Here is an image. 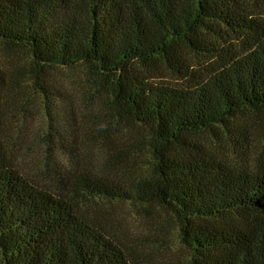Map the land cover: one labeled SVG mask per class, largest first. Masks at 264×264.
I'll return each mask as SVG.
<instances>
[{
    "label": "trees",
    "instance_id": "16d2710c",
    "mask_svg": "<svg viewBox=\"0 0 264 264\" xmlns=\"http://www.w3.org/2000/svg\"><path fill=\"white\" fill-rule=\"evenodd\" d=\"M263 5L0 0V264L149 263L157 241L122 243L104 219L115 202L169 211L189 264H264V131L249 138L250 115L264 122ZM57 68L82 70L69 88L83 100Z\"/></svg>",
    "mask_w": 264,
    "mask_h": 264
},
{
    "label": "rangeland",
    "instance_id": "374dc122",
    "mask_svg": "<svg viewBox=\"0 0 264 264\" xmlns=\"http://www.w3.org/2000/svg\"><path fill=\"white\" fill-rule=\"evenodd\" d=\"M264 6V5H263ZM56 80L67 90L72 101H79L84 99V91L79 92L72 88L73 82H86V76L82 70L77 69L72 71L65 69L53 70ZM26 92V91H25ZM25 98L28 102L22 106L19 111L23 113L26 118V124L32 126L34 131L43 128L44 123V106L41 95L28 90L24 96L18 97V102ZM250 124L253 128L251 134L249 133L250 141H256L261 144V133L264 131V122L259 116L250 115ZM90 157L95 155L94 147H91ZM240 157H242L240 155ZM94 158V157H93ZM228 159L231 162H239L233 151L230 152ZM255 159V153L251 157ZM136 164H143L150 169L151 156L149 150L144 149L135 157ZM32 166V165H31ZM33 169V167H30ZM36 168H34L35 170ZM102 210H108L105 213L104 219L110 227L113 228L116 236L122 243L131 244L132 242H139L144 246L148 243L154 244L153 251H147L142 248V254L149 255V263L147 264H189V252L179 243L178 228L172 214L162 208H158L154 204L140 205L129 203H110L105 204ZM152 205V206H151ZM154 205V206H153ZM108 208V209H107ZM101 210V209H100ZM112 225V226H111ZM155 243V242H154Z\"/></svg>",
    "mask_w": 264,
    "mask_h": 264
}]
</instances>
